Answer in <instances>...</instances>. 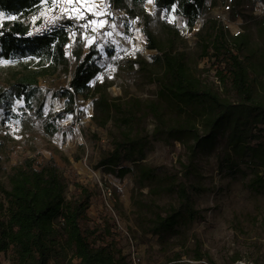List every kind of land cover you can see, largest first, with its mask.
<instances>
[{"label":"rangeland","instance_id":"374dc122","mask_svg":"<svg viewBox=\"0 0 264 264\" xmlns=\"http://www.w3.org/2000/svg\"><path fill=\"white\" fill-rule=\"evenodd\" d=\"M205 1L200 18L191 28L188 19L181 16L176 7L161 10L155 0L136 7L134 13L116 8L112 0H70L66 18L78 22L85 54L89 48L98 53L95 58L102 71L92 84L111 83L109 93L114 98L156 100L159 88L154 78L161 73V66L155 59L156 51L148 49L146 31L159 39L165 38L163 24L168 22L186 39L191 65L209 70L203 76L214 82V87L219 86L212 62L200 59L198 30L208 19L215 18L232 34L248 32L256 43L255 21L264 16V3ZM48 2L43 0L41 8ZM125 2L135 8L132 0ZM71 36L74 41L76 33L73 31ZM29 61L19 55L6 60L0 54V91L9 87L19 62ZM70 80L71 74L40 80L42 90L32 111L13 93L0 101V160L3 163L0 203L4 201L1 187L10 188L8 174L13 167L28 157L40 161L52 158L69 182L68 198L77 185L94 189L90 217L100 227L109 222L125 255L130 260H138L137 264H264V191H257V183H254L263 176V171L255 163L258 156L240 153L231 146L233 128H223L213 143L202 142L195 156L190 153L195 141L189 135L181 140L167 134L150 138L153 149L141 163L157 168L162 178L172 177L178 189L188 190L189 199L181 201L178 191L168 193L154 189L151 192L150 187L140 190L133 164L129 165L131 171L124 179L96 168L101 157L114 148L117 129L111 124L102 129L93 122L92 100L84 98L86 103L81 106L78 96L74 112H64L68 98L61 94L69 87ZM225 97L240 101L230 89ZM48 123L57 128L55 133L46 132ZM140 126L144 134L150 136L158 125L154 117L146 116ZM251 145L258 147L262 154L264 131ZM100 182L114 191V200L109 202L112 211L106 204ZM191 207L194 219L184 220L171 233L158 236L149 232L155 213L166 216L174 208L184 214ZM179 252L182 257L176 260L175 254ZM200 255L202 260H196ZM4 264L9 263L4 260Z\"/></svg>","mask_w":264,"mask_h":264},{"label":"trees","instance_id":"16d2710c","mask_svg":"<svg viewBox=\"0 0 264 264\" xmlns=\"http://www.w3.org/2000/svg\"><path fill=\"white\" fill-rule=\"evenodd\" d=\"M42 1L0 0L1 56L6 60L15 55L30 59L27 63L19 62L9 87L1 88L0 101L13 93L32 111L42 90L40 80L71 74L69 87L61 94L68 98L64 112L73 113L78 96H82L94 102L92 120L98 127L107 129L111 124L117 129L114 148L101 157L96 168L124 179L131 171L129 165L133 164L140 190L150 187L151 192L154 189L168 193L178 191L181 201L189 199L185 187L178 189L172 177L162 178L157 168L141 163L153 149L150 138L167 134L181 140L189 135L195 141L190 147V153L195 156L202 142H215L220 131L229 126L233 128L231 146L240 153L259 157L255 163L263 176L254 183H257V191H264V149L260 154L258 147L251 145L264 131V16L255 21L256 43L248 32L232 34L215 18L208 19L198 30L200 59L212 62L214 77L219 82L217 87L203 76L209 70L188 61L186 39L174 24H163L165 38L159 39L146 31L148 49L156 51L155 59L161 66V73L154 78L158 82L159 97L154 101L123 100L110 95L111 83L92 84L102 69L97 64L96 51L89 48L85 54L77 21L63 19L71 33L61 28L53 34L27 37L29 27L25 19L41 8ZM112 1L116 8L134 13L136 7L148 0H132L135 8L126 4V0ZM243 1L233 0L237 4ZM256 1L264 3V0ZM155 3L161 10L176 7L193 28L206 1L155 0ZM73 31L76 33L74 41ZM70 44L72 52L67 54L64 48ZM229 89L237 94L239 102L225 97ZM170 110L172 115L169 116ZM146 116L154 117L158 125L150 136L144 134L140 126ZM45 129L49 134L57 131L49 123ZM8 176L10 188L1 187L4 201L0 203V256L7 254L11 264H132L112 233V225L107 222L100 227L90 217L94 189L77 185L68 198L69 182L55 159L25 158ZM193 215L192 207L184 214L174 208L166 216L155 213L149 232L164 236L181 226L184 220L194 219ZM181 257L182 253L175 254L176 260ZM202 258L200 255L196 260ZM0 264H3L1 259Z\"/></svg>","mask_w":264,"mask_h":264},{"label":"built area","instance_id":"2783aa9c","mask_svg":"<svg viewBox=\"0 0 264 264\" xmlns=\"http://www.w3.org/2000/svg\"><path fill=\"white\" fill-rule=\"evenodd\" d=\"M69 1L70 0H49L47 6L39 8L38 10L31 13L29 17L25 19V22L29 27V36L27 37L53 34L61 28H65L67 32L71 33L70 27L63 24V19L68 17L69 15ZM71 49L72 48L70 44L69 46L64 48V52L70 54L72 52ZM103 185L107 184H103L100 182V186L103 187L102 194L105 198L106 204L112 211L113 207L109 205V202L114 200V191L112 188ZM1 256H3V260L1 259ZM1 256L0 259L3 264L4 260L5 262L8 261V263L11 264V259L7 257V254H1ZM131 262L132 264H137L139 261L135 258H132Z\"/></svg>","mask_w":264,"mask_h":264},{"label":"bare ground","instance_id":"6f19581e","mask_svg":"<svg viewBox=\"0 0 264 264\" xmlns=\"http://www.w3.org/2000/svg\"><path fill=\"white\" fill-rule=\"evenodd\" d=\"M79 97H80L79 103H80L81 106H83L86 103V101H85V99L83 97H81V96H79Z\"/></svg>","mask_w":264,"mask_h":264}]
</instances>
